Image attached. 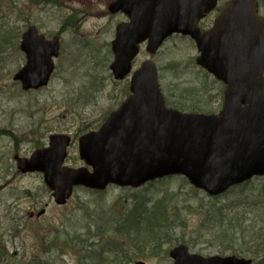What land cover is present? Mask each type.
<instances>
[{
  "label": "rangeland",
  "instance_id": "1",
  "mask_svg": "<svg viewBox=\"0 0 264 264\" xmlns=\"http://www.w3.org/2000/svg\"><path fill=\"white\" fill-rule=\"evenodd\" d=\"M113 1L0 0V264H172L170 254L182 244L204 258L253 259L257 246H264L262 227L257 235L249 233L254 223L262 226L264 221V178L218 198L197 193L182 177L151 188L111 187L100 193L79 188L60 205L42 175L18 171L15 156L30 157L56 134L73 137L65 164L78 169V139L99 129L126 99L130 77L116 81L110 71L111 44L126 21L110 12ZM31 27L61 42L56 72L37 91L24 90L14 80L26 65L20 45ZM198 56L193 40L176 35L155 56L144 47L136 69L147 60L156 64L171 109L217 115L225 85L198 66ZM163 191L169 195L159 217L165 215V228L172 229L159 236L143 230L139 235L150 242L139 255L113 225H101L104 212H128L118 204L121 198L138 193L141 200L150 198L152 206Z\"/></svg>",
  "mask_w": 264,
  "mask_h": 264
},
{
  "label": "water",
  "instance_id": "2",
  "mask_svg": "<svg viewBox=\"0 0 264 264\" xmlns=\"http://www.w3.org/2000/svg\"><path fill=\"white\" fill-rule=\"evenodd\" d=\"M218 0H117L110 11L129 22L117 27L112 43L117 80L132 71L140 46L156 54L174 34L190 36L201 53L197 63L226 85L219 115L183 114L168 109L159 89L157 70L145 62L132 76L131 95L98 132L79 141L80 159L92 167H63L71 139L50 137V148L19 161L23 172L42 171L58 204L77 185L104 190L110 184L138 188L150 181L182 176L198 189L219 196L255 176H264V26L254 0H232L213 27L199 23ZM27 65L15 77L25 90L48 84L59 56L58 38L47 41L31 27L22 40ZM174 264H252L233 257L208 259L175 248ZM143 264V263H140Z\"/></svg>",
  "mask_w": 264,
  "mask_h": 264
},
{
  "label": "trees",
  "instance_id": "3",
  "mask_svg": "<svg viewBox=\"0 0 264 264\" xmlns=\"http://www.w3.org/2000/svg\"><path fill=\"white\" fill-rule=\"evenodd\" d=\"M56 1L57 0H52ZM171 105V104H170ZM172 178H166L162 179L160 181H156L153 183H150L148 186L151 188L155 184H160L164 181L171 180ZM198 193V192H197ZM161 199H158L152 206L150 205V198L146 201L139 199V194L135 193L131 197V199L127 198H121V200L118 202V204H123V208L126 209L128 212H124V214H112L111 212H104V216L106 219H104V222L101 221V225H107L106 221L113 225L114 227H111L113 231H115V234H118L125 238V240L129 243L130 246H133L134 252L136 255H139L140 252H142V248L145 247V244L150 242L148 238H145L144 235L140 236L139 234L141 232L146 231L149 234H152L153 236H159L164 231L168 232V230L172 229H166L165 225L167 223L166 216L164 215L161 219L159 217V212L161 213V208L166 203V200L168 199L169 192L163 191L160 193ZM174 198H170L173 202ZM128 204V205H127ZM128 208V209H127ZM130 208V209H129ZM218 211L217 209H213V212ZM264 211V209H263ZM114 215L112 217V220L108 219L109 216ZM264 217V215H263ZM108 219V220H107ZM123 219V220H120ZM247 221V220H246ZM261 220L260 222H262ZM260 224V223H259ZM257 224L254 223L253 227H251V231L249 233H254L257 235V227H262L261 230H264V221L262 222V226H257ZM162 232V233H161ZM105 236V235H103ZM101 236V237H103ZM261 236H264V234H261ZM122 247L124 245L120 244ZM92 247V246H91ZM258 252L253 251L254 255V264H264V246L261 247V249L257 246ZM256 249V250H257ZM83 250V249H82ZM255 263V260H259Z\"/></svg>",
  "mask_w": 264,
  "mask_h": 264
},
{
  "label": "flooded vegetation",
  "instance_id": "4",
  "mask_svg": "<svg viewBox=\"0 0 264 264\" xmlns=\"http://www.w3.org/2000/svg\"><path fill=\"white\" fill-rule=\"evenodd\" d=\"M228 1H230V0H227L223 6H220L221 3L223 4V0H219V6H220V9H221V10L218 9V11L216 12V14L213 15V16H218V15L220 14V12H222V10L224 9V7L226 6V4H227ZM255 3H256V9H257L258 16H259L260 20L262 21V23L264 24V0H255ZM210 16H211V15H210ZM210 16H208V17L204 20V22H207V20H208V21L211 20V22H212V20H213V22H214V20L216 19V17H215V19H214V17H211V18H210ZM209 18H210V19H209ZM213 22H212L210 25H212ZM210 25H209V26H210ZM209 26H208V27H209Z\"/></svg>",
  "mask_w": 264,
  "mask_h": 264
}]
</instances>
